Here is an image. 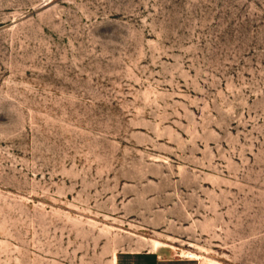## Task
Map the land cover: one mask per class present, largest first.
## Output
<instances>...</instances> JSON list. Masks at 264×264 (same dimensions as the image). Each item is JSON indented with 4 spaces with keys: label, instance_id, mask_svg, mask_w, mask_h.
I'll return each mask as SVG.
<instances>
[{
    "label": "rangeland",
    "instance_id": "rangeland-1",
    "mask_svg": "<svg viewBox=\"0 0 264 264\" xmlns=\"http://www.w3.org/2000/svg\"><path fill=\"white\" fill-rule=\"evenodd\" d=\"M160 249L264 264V0H0V264Z\"/></svg>",
    "mask_w": 264,
    "mask_h": 264
},
{
    "label": "crops",
    "instance_id": "crops-1",
    "mask_svg": "<svg viewBox=\"0 0 264 264\" xmlns=\"http://www.w3.org/2000/svg\"><path fill=\"white\" fill-rule=\"evenodd\" d=\"M159 251L155 253H126L118 255L117 264H200L196 260L178 259L171 256H167L163 252Z\"/></svg>",
    "mask_w": 264,
    "mask_h": 264
},
{
    "label": "bare ground",
    "instance_id": "bare-ground-1",
    "mask_svg": "<svg viewBox=\"0 0 264 264\" xmlns=\"http://www.w3.org/2000/svg\"><path fill=\"white\" fill-rule=\"evenodd\" d=\"M154 243H155V242H154ZM156 243H157V242H156ZM182 252H183V251H182ZM186 255H187V256H190L191 259L200 260V256H196V255L193 256V254H191V255H190V254H186ZM186 255H185V256H186ZM206 260H207V259H206ZM209 263H210V262H209Z\"/></svg>",
    "mask_w": 264,
    "mask_h": 264
}]
</instances>
